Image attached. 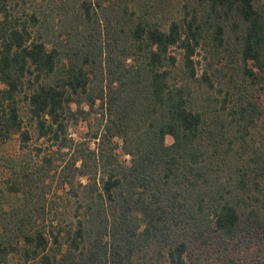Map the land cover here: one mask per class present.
I'll use <instances>...</instances> for the list:
<instances>
[{
    "label": "trees",
    "instance_id": "1",
    "mask_svg": "<svg viewBox=\"0 0 264 264\" xmlns=\"http://www.w3.org/2000/svg\"><path fill=\"white\" fill-rule=\"evenodd\" d=\"M0 15V142L31 140L23 104L44 140L0 198V264H264V0Z\"/></svg>",
    "mask_w": 264,
    "mask_h": 264
},
{
    "label": "rangeland",
    "instance_id": "2",
    "mask_svg": "<svg viewBox=\"0 0 264 264\" xmlns=\"http://www.w3.org/2000/svg\"><path fill=\"white\" fill-rule=\"evenodd\" d=\"M1 20L2 16L0 15V21ZM3 88L4 85L0 83V89ZM261 102L262 104H264V93L262 94ZM22 106L24 127L25 129L29 130L31 140L27 143H23L21 136L18 134H14L10 140L0 142V198H6L3 197V193L6 191V182L16 172V170H19L22 165L30 166L29 168H31V166L34 163L39 162L41 160V157L43 156L42 154L41 157H36L35 154L37 152V148L43 145L44 140H38L36 131L28 119L26 107L24 104ZM85 108L88 110L87 106ZM96 116V114H93L88 121H80L79 124H73L69 131L70 137L76 141L82 140L84 138H88V140H90V138H92L93 134L98 130V127L100 126L99 121L96 119ZM99 116L100 115H98V117ZM90 142L91 146L95 147L94 142ZM116 142L119 146L118 153L121 157V160L124 163L128 164L130 161V157L123 152L122 141L116 140ZM172 143L173 139L168 136L166 138V144L171 145Z\"/></svg>",
    "mask_w": 264,
    "mask_h": 264
}]
</instances>
